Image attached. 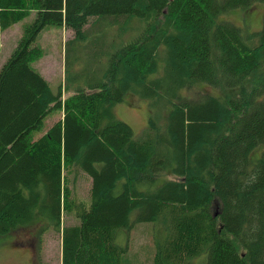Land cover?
Listing matches in <instances>:
<instances>
[{"label": "trees", "instance_id": "1", "mask_svg": "<svg viewBox=\"0 0 264 264\" xmlns=\"http://www.w3.org/2000/svg\"><path fill=\"white\" fill-rule=\"evenodd\" d=\"M262 4L0 0V51L36 12L0 68V238L40 226L60 234L61 264H124V230L152 223L161 240L140 263L264 264V19L244 34L228 18ZM50 26L73 36L66 97L32 66ZM128 95L149 105L139 134L114 112Z\"/></svg>", "mask_w": 264, "mask_h": 264}, {"label": "rangeland", "instance_id": "2", "mask_svg": "<svg viewBox=\"0 0 264 264\" xmlns=\"http://www.w3.org/2000/svg\"><path fill=\"white\" fill-rule=\"evenodd\" d=\"M36 17V12H32L27 18L15 24L11 28L5 30L2 34V48L0 51V68L10 58L15 48L18 46L23 36L25 28L30 25ZM228 18L236 25L242 28L244 34L255 33L262 29L264 19V4L251 7L248 10H236L228 15ZM116 29H110V35L115 34ZM72 33L59 26L47 27L39 36L37 44L44 52L43 58L33 62L32 66L41 73L50 83L52 90L58 92L62 88L63 95L66 97L69 92L65 89L66 72H65V51L66 42L72 38ZM123 36L121 35L120 39ZM80 44H76V49H81ZM75 49V44L72 47ZM84 48L77 54V64L84 66L85 57ZM73 58V56H72ZM105 61H102L104 64ZM78 66L75 71L79 72L81 67ZM83 69L82 73H85ZM86 75H88L86 73ZM212 92V90H209ZM215 94L221 95V92L213 90ZM114 112L120 120L129 124L134 131L139 132L147 127L149 119V105L145 101L128 95L124 102L115 106ZM61 118L58 111H54L45 122V130H47L52 121ZM39 134V133H38ZM37 134V135H38ZM36 135V138H37ZM91 179L79 172L73 177L71 188H73L74 196L77 201H90L89 190ZM73 217L65 218L64 224H71L75 221ZM132 226L134 220L131 221ZM40 226L26 229H19L0 238V264H61L62 263V241L60 234L48 231L47 233H39ZM129 237L124 238L122 234L120 244L124 247L128 246L124 264H149L144 260L139 262V258H148L146 249L148 244H156L161 240V234L155 233V227L152 223H138L130 230H124ZM201 257L196 261L200 264Z\"/></svg>", "mask_w": 264, "mask_h": 264}]
</instances>
